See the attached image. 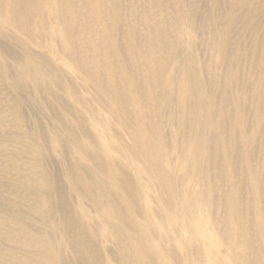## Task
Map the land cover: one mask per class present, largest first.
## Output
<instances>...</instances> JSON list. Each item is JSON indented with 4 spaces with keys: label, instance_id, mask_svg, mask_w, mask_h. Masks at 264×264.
<instances>
[{
    "label": "rangeland",
    "instance_id": "1",
    "mask_svg": "<svg viewBox=\"0 0 264 264\" xmlns=\"http://www.w3.org/2000/svg\"><path fill=\"white\" fill-rule=\"evenodd\" d=\"M18 1L19 7L17 0L0 1V219L10 221L5 231L13 233L11 243L0 240V254L20 245L17 224L26 240L32 228L49 239L56 234L60 264L225 262L223 229L216 231L213 221L229 189H241L245 221L255 218L254 210L245 215L257 194L264 207V88L232 123L217 121L209 144L194 139L209 134L204 109L216 102L220 109L226 92L231 98L263 76L253 37L264 12H233L232 32L247 36V54L244 61L236 57L233 38L226 48L230 68L222 69L220 52L201 28L191 31L189 10L197 0H101L121 28L118 41L107 17L96 15L95 0H29L32 10ZM76 5L77 27L70 29L60 16ZM210 8L212 1L202 0L198 21ZM103 34L112 37V50L100 59ZM83 55L88 62L80 65ZM205 70L220 74L219 91ZM104 189L121 210L118 225L108 221L118 215L112 205L111 213L99 208ZM136 218L144 222L131 234ZM86 220L95 243L74 247L70 228L77 223L87 231ZM203 235H211L205 245ZM55 248L50 240L46 250Z\"/></svg>",
    "mask_w": 264,
    "mask_h": 264
},
{
    "label": "bare ground",
    "instance_id": "2",
    "mask_svg": "<svg viewBox=\"0 0 264 264\" xmlns=\"http://www.w3.org/2000/svg\"><path fill=\"white\" fill-rule=\"evenodd\" d=\"M95 1L97 8L96 15L97 16L101 15V17L102 15H104L107 17L106 25L109 28H113V30L114 29L116 30L117 32L116 40L118 41L121 28L116 26L117 23L116 18L111 15L110 10H105L100 7L101 0H95ZM182 1L185 2V0ZM211 1L213 4V9L210 8L211 11L208 13L205 21H198V12L200 10V4L202 3V0H197L195 3H193L192 6H190L189 15H190L191 31L196 34L197 31L201 28L202 32L206 36V40L208 41V44H211L209 45V47L212 50H218L220 52L219 60L224 61L222 65V69H228L230 68L229 66L230 60L228 55L226 54V48L227 46L232 45L233 38H236L239 44V49L236 53V57L240 58L241 61H244L245 55L247 54V48H246V44L248 42L247 36H244L242 32H236L233 35L232 32V27H233L231 26L232 23L236 24L238 21L236 12L234 13V16H232L233 12L238 8H241L242 10L249 13L252 12L253 8H257V9L259 8L261 11L264 12V0H211ZM21 2L27 5L26 7L28 8L26 9L32 10L33 5L28 6V4H31L29 0H21ZM13 4H15V2H13ZM20 4L22 5V3H20V1L17 0L18 7ZM9 6L11 7L12 10L13 8L16 7L11 4ZM76 9H77V5L75 6V11L72 10L70 14H65L66 16H60L62 18V22H61V18L59 17V20L62 24L66 22L70 23V29L74 26L77 27L78 18L76 17ZM106 33L108 37L109 29L106 30ZM262 38H264V26L262 28L257 29L255 33V37H253V42L257 44V47L259 49V56H258V58L260 57L259 58L260 63L258 67L259 70L264 68V40L262 41ZM110 42H112V37L108 39L104 37L103 34L102 43L103 44L107 43V45L104 51L100 52V56H99L100 59H105L110 54V50H112V47L110 46ZM75 56L74 59L77 61L78 60L80 61L82 59V57L79 54H76ZM83 57L84 59L80 63V65L87 64L88 62L87 56L83 55ZM94 59H96V56H94ZM204 73L211 75V80L213 82V85L214 87L217 86V89L219 91L221 84L220 74L210 73L208 70H205ZM198 86H201V84H198L197 87ZM260 87L264 88V73L257 84L254 85L246 84L245 86L237 87V93L231 98H229V91L226 92V94L223 97V104L220 109L218 108L217 102L215 104L210 105L206 111L204 109L203 127L207 132H209V134L196 137L194 139V143L197 146H199L200 142H203L205 145L209 144L212 139V132L217 131L220 128V125L217 123V121L222 125H224L226 121H230V123H232L233 119L236 118L239 114L243 113L245 110H247L250 107L251 103L255 101H260L262 96L259 91ZM237 106L240 107L239 112L236 111ZM252 110L257 111V104L252 107ZM197 111L198 108L193 107L191 113L196 114ZM240 124L241 126L244 127L245 125L244 120H242ZM259 126H260L259 124L256 125L255 131L258 130ZM210 150L211 148L207 150L209 154H210ZM252 150H253V146L251 143L245 146L243 149V151H246L248 155L249 152ZM247 161L248 158L245 159L244 161L245 167L247 168V172H252L253 170L249 168V164ZM48 188L52 189V185L49 186ZM240 190H241L240 188L235 186L229 189V193L226 197V202L225 204L222 205L220 209V214H216V218L213 221L215 223L214 226L216 231L219 228L223 229L222 235L221 236L219 235L220 241L222 242V244L225 245L224 246L225 249L222 250V254L224 255L225 262H223L222 264H264V207H262V203H261L262 197L261 195L255 192L257 194V201L256 203L255 202L253 203V201L249 203L248 213L245 215V216L250 215L254 210L255 218L248 217L246 218L245 221V218L242 219L243 210L241 208V202L244 195L241 193ZM253 190L255 191L254 188ZM102 192H103L102 197L106 200V202L102 206L98 204L100 206L98 207L101 208V210H103L104 209L103 207L107 206V210H104L106 212L109 209L111 210L110 205H112L114 207V210L118 212L119 216L116 215L117 216L116 218L108 219V221L112 224L118 225L119 222L117 223L114 221L115 220L118 221L119 218H123L121 215V210L119 208V205L113 199L114 197L112 198L113 200L111 199L110 194L112 193L108 194L105 191V189L102 190ZM108 192H110L109 189ZM51 212H54L53 208H51ZM56 219H57L56 217L52 218V221L56 222ZM86 221L88 223V220ZM133 221H134V227L132 226L131 227L135 228V230L132 229L128 230V232L131 234L135 233L136 230L141 229L142 224L144 222L142 218H136L133 219ZM256 221H257V225L255 224ZM128 224L129 223L126 222V225ZM6 225H10V221H8V219L1 218L0 240L5 245L11 243V236L13 234L11 232L7 233L5 231ZM87 225H88L87 231H85L86 229L84 226L79 227L77 223L72 224L70 228V233L72 235L71 239H72V245L74 247L79 246L81 244L88 245L87 242L90 241L95 243V240L93 238L94 236L91 237L88 235L89 232L93 235L94 226L90 225L89 223ZM249 226L250 227L253 226L257 230L255 231V229L253 228H248ZM13 228L15 234L14 237L18 241V244L20 245L16 246L14 248V251H8V250L3 251L0 254V264H60L59 256L61 257V255L59 254V252H61L62 246L56 243V241H58L57 238H59L57 237L56 234L53 235L51 239H49V236H43L41 232H38L36 230V228H32L31 232L33 233L30 234L29 236L30 240H26L24 236V230L22 228H20L17 224H15ZM53 228L54 230L57 231L58 229L57 224ZM208 235L207 236L203 235L201 241L202 245H205L207 241H210L208 240V238H210L211 235L210 237H208ZM50 240H52L56 246L55 248L56 250L54 251L46 250L47 244L50 243ZM57 247H59V250L57 249ZM89 247L92 249L94 246L89 245ZM238 250H240V252H238ZM52 253H54L55 255H51ZM215 259L210 260L206 264H220L219 261H216ZM72 263L73 261H71V264ZM194 264H203V263L199 262L198 260Z\"/></svg>",
    "mask_w": 264,
    "mask_h": 264
}]
</instances>
